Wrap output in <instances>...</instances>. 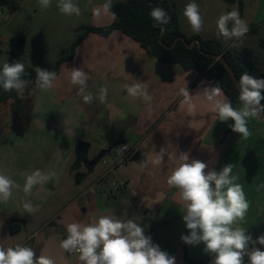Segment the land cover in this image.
Instances as JSON below:
<instances>
[{
    "label": "crops",
    "instance_id": "1",
    "mask_svg": "<svg viewBox=\"0 0 264 264\" xmlns=\"http://www.w3.org/2000/svg\"><path fill=\"white\" fill-rule=\"evenodd\" d=\"M30 1L40 6L39 0ZM115 1L119 0L111 3ZM200 1L203 14L216 17L211 21L214 28H205L208 36L204 39L216 37V21L222 14L237 10L248 23L249 32L242 41L221 37L220 42L225 49L235 44L237 50L249 53L255 67L264 72V48L258 44L260 38L264 39V0ZM105 3L107 0L77 1L78 6L88 7L85 13L89 21L78 20L71 28L74 40L82 26L112 24L114 19L105 11ZM26 5L27 0H23L16 12L6 10V18L18 16ZM4 11L0 9L2 14ZM252 36L253 43L248 42ZM73 68L88 74L85 94H93L92 103H85L79 87L71 83ZM214 86L197 70H185L181 64L163 63L149 56L121 30L108 37L90 33L77 46L74 57L63 63L50 89L31 88L29 124L9 131L0 140V173L15 181L11 198L0 201V246L27 245L37 256L51 257L55 264H82L78 253L65 252L61 247L67 225L88 224L109 215L137 221L153 244L175 257L176 264L200 260L211 264L213 257L204 252L203 243L187 244L188 260L181 245V236L189 234L182 219L185 209L167 177L184 153L190 161L207 164L205 173L233 165L235 183L243 186L250 203L245 219L235 226L247 228V234L256 240L260 227L256 222L264 214V188L257 190L264 183V116L248 119L251 135L243 138L232 130L233 121H220L213 104L197 95L205 87ZM184 88H188L190 98L183 95ZM101 89H107L103 101ZM91 139L102 147L103 157L116 149L110 148L112 141L120 139L137 158L125 161L116 149L119 160H103L105 166L100 167L92 163L96 154L89 159L76 154L80 141L89 143L90 150ZM81 162H85V170L80 168ZM37 170L41 176L30 191H25L26 175ZM92 174L96 178L90 179ZM66 178L69 187L63 190ZM111 179L124 184L119 194L111 193L115 199L108 204L112 196L106 194L101 181ZM26 202L37 210L25 211Z\"/></svg>",
    "mask_w": 264,
    "mask_h": 264
},
{
    "label": "clouds",
    "instance_id": "2",
    "mask_svg": "<svg viewBox=\"0 0 264 264\" xmlns=\"http://www.w3.org/2000/svg\"><path fill=\"white\" fill-rule=\"evenodd\" d=\"M42 8L47 9L51 0H39ZM59 11L65 15H79L80 8L74 0H57ZM111 0L104 5L113 19ZM183 15L189 22L191 30L200 33L203 28V18L199 5L195 0L188 3ZM151 18L161 26L168 25L171 17L162 7H153ZM231 25V26H230ZM216 37L227 40L242 41L249 32L248 23L240 17L237 10L222 14L216 21ZM165 29L161 27L163 32ZM235 47V44H233ZM36 86L48 90L53 86L56 73L35 68ZM25 66L21 62L9 63L0 67V87L5 92L23 90L29 81L23 79ZM88 74L81 68L71 71V83L79 87V93L85 103H92L93 94L87 93ZM240 107H233L222 89L217 85L205 87L197 95L204 96L214 106L213 110L222 122L233 121L231 128L243 138H248L251 132L247 126L249 118H255L264 113V78H257L244 72L238 81ZM136 90L132 89L135 94ZM185 97H191L188 88L182 89ZM100 100L107 95V89H101ZM164 150H161L163 154ZM162 158V156H161ZM207 164L199 160H189L187 153L179 156L177 166L167 177L169 186L178 190L185 209L182 219L188 235H182L181 240L189 245H205L204 252L213 257L211 264H264V251L255 247L264 246V235L253 240L247 234V228L235 226L243 221L250 207L243 186L235 183L237 177L232 175L233 165L228 164L220 171H208ZM21 175H25L22 173ZM52 175H55L54 173ZM39 170L26 175L25 191H30L37 178ZM15 181L0 173V201H8L12 196ZM264 183L257 186L259 191ZM25 211L31 213L37 209L30 203L23 205ZM67 238L61 243L65 252L79 254L82 264H176L175 257L162 251L153 244L151 237L144 234V227L132 219L121 220L115 216L101 215L92 223L79 222L67 225ZM253 245L251 248L249 245ZM0 264H55L46 255L37 256L33 248L17 244L12 247L0 246Z\"/></svg>",
    "mask_w": 264,
    "mask_h": 264
},
{
    "label": "trees",
    "instance_id": "3",
    "mask_svg": "<svg viewBox=\"0 0 264 264\" xmlns=\"http://www.w3.org/2000/svg\"><path fill=\"white\" fill-rule=\"evenodd\" d=\"M22 1L0 0V9L14 13L20 8ZM157 6L162 7L171 17L168 25H158L151 18V9ZM111 12H114L116 16L112 24L103 27L87 25L77 30L78 35L72 43L70 54L56 62L53 70L56 76L59 74L60 66L74 57L77 46L90 33L108 37L115 30H121L125 35L139 43L149 56L163 63L181 64L185 70H197L200 76L222 89L225 97L231 101L233 107L235 104H240L238 100L239 89L232 79L230 70L223 62L217 60L214 57L215 55L223 56L235 75L237 82L240 75L244 72H248L257 78H264V72L255 67L249 53L239 51L233 46L225 49L217 37L202 39L199 36H185L181 31L177 5L174 0H119L112 3ZM161 27L165 29L163 32ZM182 37L185 38L187 44L180 39ZM193 40L201 42L202 52L197 45L192 48L188 46ZM175 41L177 42L174 45ZM258 44L261 48H264V39L260 38ZM25 73L23 79L29 81V86L37 88L35 69L25 68ZM24 103L25 98L20 97L19 90L5 92L0 87V111L3 106L11 104V115L14 119L26 118L27 113L22 114V110L26 107ZM261 104L264 105V101H261ZM261 114L264 116V113ZM120 142V139L112 141L110 148ZM133 157L137 158V155L134 154ZM125 196L133 201L131 196L127 194ZM181 245L185 253V259L188 260L187 244L181 240Z\"/></svg>",
    "mask_w": 264,
    "mask_h": 264
},
{
    "label": "rangeland",
    "instance_id": "4",
    "mask_svg": "<svg viewBox=\"0 0 264 264\" xmlns=\"http://www.w3.org/2000/svg\"><path fill=\"white\" fill-rule=\"evenodd\" d=\"M77 1L78 0H74V2L76 3ZM174 1L178 6V15L181 18V30L186 35L198 34L202 39L207 38L208 33L205 31V28H208L209 25H212L211 28L213 29L215 23H212L211 21H215L216 17H213V14V18L204 15L201 11L203 9L201 1L198 2L199 0H195V3H197L199 6L201 5L200 13L204 21L202 31L200 33H195L191 30L189 22L183 15L185 6L188 3L192 2V0ZM51 2L53 4H51L47 9H44L41 6L34 5V1L27 0V5L24 8L25 10L22 11L21 14H18V16H15L11 19L6 18L9 16L6 10L4 11L5 14H2L0 12V65H2L6 61H8L9 63L21 62L24 64L25 68L35 69L36 67H39L41 69L53 71L56 66V62L59 59L70 54L72 46L71 43L74 41V37H71V28L76 23H78V20L83 22L89 21L88 13L87 15L85 13L88 7L84 6L85 4L81 6L79 5V15H65L59 11L56 0H51ZM33 8H35L34 11ZM247 39L248 42L253 43V36L252 38L250 37ZM239 44H241V42ZM28 87L29 85H27L23 90H19V95L23 99L25 98ZM25 106L26 107H24V109L22 110V114H28L27 104ZM0 114H11V104L3 106L1 108ZM27 114L26 118L14 119L13 122H11L0 133V140L9 131L13 129L24 128L25 126H27L29 124V121L27 120ZM90 141L92 146L88 151V154L85 155L86 159L91 158L94 154L99 155L102 152V147H98L97 145H95L94 139H91ZM103 160L107 162L118 161L119 157L116 153V149H113L111 151V154H107L98 162L100 167L105 166L103 165ZM76 161V159L73 161V167H75L74 165L76 164ZM79 164H81L80 168H82L83 170L86 169L85 162H81ZM92 175L89 176L90 179H92L93 177L96 178L94 175ZM119 182L120 181L116 182V180L111 179V181L108 182L102 180L101 184L104 186L106 194L111 197L112 194H119L120 190L123 189L120 188ZM84 185L86 184H83V186ZM67 187H69L68 178L65 179L63 190H66ZM78 190H80V188ZM261 207L262 206H260V208ZM256 223L260 225L256 234L258 235V237L264 235V214L263 219L259 220ZM254 229L255 227L251 228L252 231ZM252 246L253 245H251V247ZM255 247L260 248V250L264 251V246L262 245L256 244ZM246 262L247 257H245V264Z\"/></svg>",
    "mask_w": 264,
    "mask_h": 264
},
{
    "label": "water",
    "instance_id": "5",
    "mask_svg": "<svg viewBox=\"0 0 264 264\" xmlns=\"http://www.w3.org/2000/svg\"><path fill=\"white\" fill-rule=\"evenodd\" d=\"M181 40H183L186 44V40L185 38H180ZM177 41H175L174 45L176 44ZM195 45H197L198 49L202 52V48H201V42L199 40H193L192 43L190 45H188L190 48L194 47ZM217 60H220L221 62H223L225 64V66L230 70L231 75H232V79L235 83V85L238 88V82L236 80L235 75L233 74V72L231 71L230 66L227 64V62L224 60L222 55H215L214 56ZM31 86L28 87L27 91H26V95H25V105L27 104L28 108L31 106V102H32V91H31ZM239 89V88H238ZM14 118L11 114L9 115H2L0 114V133L11 123L13 122ZM89 151V143L85 142V141H80L78 143L77 149H76V154L78 156H85L88 154ZM103 158V153L97 155V157L95 158V160L92 162L93 164L98 163L101 159ZM115 199L114 196H112L110 198V200L108 201V204H111L113 202V200ZM135 221V220H134ZM136 223H138L137 221H135ZM139 224V223H138ZM145 234V233H144ZM67 234L64 235L63 240L67 238ZM146 235V234H145ZM188 264H208L207 261H191Z\"/></svg>",
    "mask_w": 264,
    "mask_h": 264
},
{
    "label": "built area",
    "instance_id": "6",
    "mask_svg": "<svg viewBox=\"0 0 264 264\" xmlns=\"http://www.w3.org/2000/svg\"><path fill=\"white\" fill-rule=\"evenodd\" d=\"M116 146H117L116 149L118 153L123 156V159L125 161H127V159H129L130 157L134 155L133 151L129 147H127L125 144L119 143ZM122 187H123V184H120V188Z\"/></svg>",
    "mask_w": 264,
    "mask_h": 264
}]
</instances>
